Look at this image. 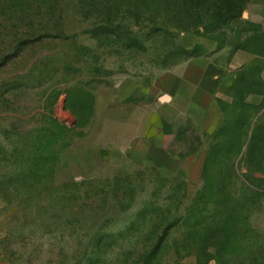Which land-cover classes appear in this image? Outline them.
<instances>
[{"label": "rangeland", "instance_id": "obj_1", "mask_svg": "<svg viewBox=\"0 0 264 264\" xmlns=\"http://www.w3.org/2000/svg\"><path fill=\"white\" fill-rule=\"evenodd\" d=\"M263 68L264 0H0V264H264Z\"/></svg>", "mask_w": 264, "mask_h": 264}, {"label": "crops", "instance_id": "obj_2", "mask_svg": "<svg viewBox=\"0 0 264 264\" xmlns=\"http://www.w3.org/2000/svg\"><path fill=\"white\" fill-rule=\"evenodd\" d=\"M173 74L178 83L173 90V99H182L188 104V109L200 113L203 124L208 123V116L216 111L220 117V124L224 120V113L219 104L214 100L212 90L207 86V69L195 63L187 62L178 66ZM264 76V68L262 70Z\"/></svg>", "mask_w": 264, "mask_h": 264}, {"label": "trees", "instance_id": "obj_3", "mask_svg": "<svg viewBox=\"0 0 264 264\" xmlns=\"http://www.w3.org/2000/svg\"><path fill=\"white\" fill-rule=\"evenodd\" d=\"M224 113V112H223Z\"/></svg>", "mask_w": 264, "mask_h": 264}]
</instances>
